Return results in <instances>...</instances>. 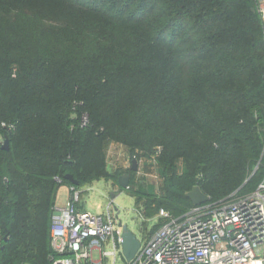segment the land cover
I'll use <instances>...</instances> for the list:
<instances>
[{
  "label": "trees",
  "instance_id": "1",
  "mask_svg": "<svg viewBox=\"0 0 264 264\" xmlns=\"http://www.w3.org/2000/svg\"><path fill=\"white\" fill-rule=\"evenodd\" d=\"M115 143L156 172L128 169L148 216L184 213L195 185L209 202L253 191L264 173L258 1L0 0V264H52L59 188L119 178Z\"/></svg>",
  "mask_w": 264,
  "mask_h": 264
},
{
  "label": "built area",
  "instance_id": "2",
  "mask_svg": "<svg viewBox=\"0 0 264 264\" xmlns=\"http://www.w3.org/2000/svg\"><path fill=\"white\" fill-rule=\"evenodd\" d=\"M257 1L264 22V0ZM80 201L81 191L71 186L65 203L52 208V264H118L117 213L111 205L91 212ZM158 215L160 224L126 264H264V173L248 193L208 200L177 216L162 208Z\"/></svg>",
  "mask_w": 264,
  "mask_h": 264
},
{
  "label": "rangeland",
  "instance_id": "3",
  "mask_svg": "<svg viewBox=\"0 0 264 264\" xmlns=\"http://www.w3.org/2000/svg\"><path fill=\"white\" fill-rule=\"evenodd\" d=\"M84 117L87 118L85 115ZM85 119V118H84ZM108 157L109 164L116 168H121V175L128 173L131 167L134 157L129 155L126 148L123 146H117L116 143L110 148ZM263 170V163L260 162L254 169V173ZM136 178L142 179L143 176H147L154 181H157L158 178L156 176V172L153 167H148L143 165L142 162L138 161L137 170H136ZM120 175V176H121ZM118 179V178H116ZM113 179L112 181L108 179H100L94 180L92 182L86 183L80 187V191L82 193L83 199L86 204L85 207L87 210L91 212H98L101 208L98 207L101 204L105 211L109 203H111V209L117 213V210L120 211V218L123 222L127 223L129 227L133 230V232L140 238L141 240L148 237L153 230L156 229L157 225L160 224V218L158 213L152 216H148L145 214L148 211V207L146 206L145 201L140 199L136 201L135 196L130 194L126 189L120 188L118 185V181ZM159 183V182H158ZM66 191L65 188L60 190V203L64 201V194L62 193ZM112 191L117 192V196L112 200ZM67 193L65 192V195ZM139 202V203H138ZM126 259L120 254L118 256V264H126Z\"/></svg>",
  "mask_w": 264,
  "mask_h": 264
},
{
  "label": "water",
  "instance_id": "4",
  "mask_svg": "<svg viewBox=\"0 0 264 264\" xmlns=\"http://www.w3.org/2000/svg\"><path fill=\"white\" fill-rule=\"evenodd\" d=\"M8 138L5 137L3 147H8ZM137 163L138 160L136 158L133 159L132 162V169L137 170ZM66 178L70 180L74 184H78V181L74 178L72 174H67ZM130 180V174L125 173L118 178V185L120 188L127 189L128 188V183ZM117 196L116 191H112V199H114ZM186 196L194 203V205L202 204L206 201L209 200V196L202 191L199 185H195L190 191L186 193ZM117 219H118V224L122 228V255L126 259V261H131L140 245H141V239L138 238V236L133 232V230L129 227V225L120 218V211L117 210Z\"/></svg>",
  "mask_w": 264,
  "mask_h": 264
},
{
  "label": "crops",
  "instance_id": "5",
  "mask_svg": "<svg viewBox=\"0 0 264 264\" xmlns=\"http://www.w3.org/2000/svg\"><path fill=\"white\" fill-rule=\"evenodd\" d=\"M110 181H112V180H110ZM62 188H65V190H66V191H64V192L62 193V195L64 194V195H63V196H64L63 199H65V200L62 201V202L65 203V201H66V200L69 198V196H70L71 187H70L69 185L61 186V187L59 188V190H58V194H57V200H56V203H57V204H62V203H60V199H59L60 190H61ZM80 190H81V189H80ZM65 192L67 193L66 195H65ZM112 200H113V199H112ZM85 204H86V202H85V200L83 199V196H82V193H81L80 206L86 209ZM109 205H111V203H109L108 206H109ZM108 206H107V207H108ZM98 207L101 208V210L98 211V213H101V212H104V211H105L104 207H103L101 204H99ZM106 209H107V208H106Z\"/></svg>",
  "mask_w": 264,
  "mask_h": 264
}]
</instances>
